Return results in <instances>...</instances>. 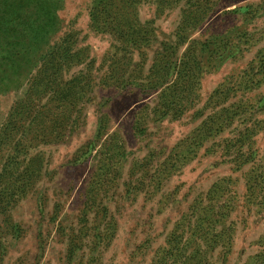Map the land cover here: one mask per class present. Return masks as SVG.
Masks as SVG:
<instances>
[{
	"label": "rangeland",
	"instance_id": "374dc122",
	"mask_svg": "<svg viewBox=\"0 0 264 264\" xmlns=\"http://www.w3.org/2000/svg\"><path fill=\"white\" fill-rule=\"evenodd\" d=\"M57 17L93 90L76 132L34 143L0 264H264V0H61ZM184 220L206 241L168 245Z\"/></svg>",
	"mask_w": 264,
	"mask_h": 264
},
{
	"label": "trees",
	"instance_id": "16d2710c",
	"mask_svg": "<svg viewBox=\"0 0 264 264\" xmlns=\"http://www.w3.org/2000/svg\"><path fill=\"white\" fill-rule=\"evenodd\" d=\"M60 3L61 0H0V97L9 92L17 97L0 123V159L7 157L2 172L11 173L15 166L20 167V159L25 164L14 184L0 182V215L4 218L9 215L7 201L11 202L13 194L9 199L8 196L20 187L21 179L24 189L33 176L35 160L30 152L34 143L58 144L76 132L89 102L86 98L92 94L90 75L85 71L70 75L74 67L89 59L82 61L84 50H78L71 37L56 42L50 39L58 32ZM171 64L163 59L162 73ZM120 78L124 79V74ZM2 177L3 174L0 181ZM203 231L204 221L194 224L184 220L169 235L168 245L204 242Z\"/></svg>",
	"mask_w": 264,
	"mask_h": 264
}]
</instances>
